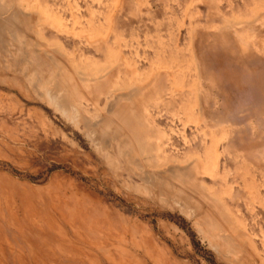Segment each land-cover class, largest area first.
<instances>
[{
	"label": "rangeland",
	"instance_id": "1",
	"mask_svg": "<svg viewBox=\"0 0 264 264\" xmlns=\"http://www.w3.org/2000/svg\"><path fill=\"white\" fill-rule=\"evenodd\" d=\"M0 264H264V0H0Z\"/></svg>",
	"mask_w": 264,
	"mask_h": 264
}]
</instances>
